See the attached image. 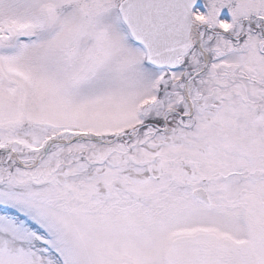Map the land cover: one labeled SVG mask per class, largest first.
Instances as JSON below:
<instances>
[{"label":"snow or ice","instance_id":"snow-or-ice-1","mask_svg":"<svg viewBox=\"0 0 264 264\" xmlns=\"http://www.w3.org/2000/svg\"><path fill=\"white\" fill-rule=\"evenodd\" d=\"M0 264H264V0H0Z\"/></svg>","mask_w":264,"mask_h":264}]
</instances>
